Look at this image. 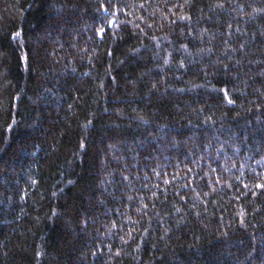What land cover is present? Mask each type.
I'll return each instance as SVG.
<instances>
[{
	"label": "trees",
	"instance_id": "1",
	"mask_svg": "<svg viewBox=\"0 0 264 264\" xmlns=\"http://www.w3.org/2000/svg\"><path fill=\"white\" fill-rule=\"evenodd\" d=\"M0 264H264V0H0Z\"/></svg>",
	"mask_w": 264,
	"mask_h": 264
}]
</instances>
